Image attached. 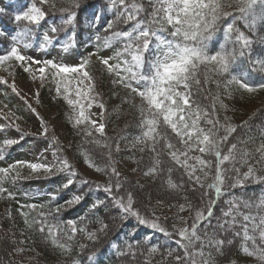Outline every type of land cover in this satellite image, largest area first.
<instances>
[{
    "label": "trees",
    "instance_id": "16d2710c",
    "mask_svg": "<svg viewBox=\"0 0 264 264\" xmlns=\"http://www.w3.org/2000/svg\"><path fill=\"white\" fill-rule=\"evenodd\" d=\"M223 2L231 4V7L224 10L233 13V16L222 18L218 22V31L209 43V54L220 51L223 45L225 50L235 53L236 62L232 65L230 74L224 75H219L207 65L201 66L199 90L195 85L192 87V99L202 110L211 114L210 118L218 120L221 126L218 134L220 137L227 134L225 128L231 125L218 112L215 102L217 90L236 88L239 84L229 81L232 76L239 79L242 74H245L246 83L252 89L261 90L260 85L264 84V67L256 63L264 60V21L259 20L264 9L259 4L255 6L257 23L255 27H250L248 21L238 18L236 0ZM33 3L47 13L44 21L49 23L48 28L43 30L38 25H28L26 21H15V16ZM133 3L142 5V10L131 21L126 19L127 12L119 0H47L44 4H40L39 0H12V3L0 9V56L7 55L12 47V37L17 36L26 26L31 28V35L22 44L33 43L41 31L53 37L56 44L74 43L78 59L81 62L85 58L89 60L86 70L93 77V92L103 105L104 124L103 134L95 131L90 124L76 125L73 119L76 113L64 98L56 96L53 89L45 86L39 91L37 100L40 106L48 112L53 111L54 118L62 124L67 143L59 141L53 132L52 122L42 118L44 126L49 130L48 134L39 137L32 133L25 134L17 144L1 151L4 162L8 165L16 150L41 138L55 150L57 161L67 159L76 174L73 175L67 169L60 170L57 163L59 169L51 176L42 178V185L40 180L14 183L11 178L7 179L3 187L12 196L0 193V264H73V261H78V264H178L175 257H183L184 249L177 243L180 240L177 231L185 227L191 228L196 211L205 213V219L200 221L198 234L203 237L205 231L214 232L217 239L225 240L220 251L214 247L205 248V259L210 260L211 264H264V259L256 252V248H264V240L259 238L258 232L249 231V235L256 237L254 246L251 240L243 239L240 227L242 217L237 216L233 225L232 217L225 216L231 207L230 202L239 203V211L242 213L257 215L255 204L264 198V166H261L264 158V149L261 148L264 145V99L248 116L233 124L236 131L229 136L227 142L221 144L223 154H227L233 143L237 144V149L236 160L226 161L222 165L226 169V175L219 194L207 187L215 178L217 161L214 154L198 152L210 162L211 166L205 170L210 172L208 176H212L213 180H201L204 184L201 188L190 181L184 168L171 159L168 155L170 150L165 147L163 140L155 146V151L147 142L134 147L132 143L142 137L139 125L143 102L123 84L113 83L117 77L99 64L105 50L115 55L127 42L115 37V32L131 31L138 21H144L147 26L153 4L150 0H125L129 8ZM73 13L75 15L72 22L65 23ZM94 16L96 21L90 20ZM227 23H233L234 29L239 32L233 31L226 36ZM52 27H56L58 31L52 33ZM170 31L169 27L168 32L164 33L168 39H171ZM240 32L251 41L248 46H243L242 42L236 40ZM154 42L156 41L152 38V43ZM241 51L243 56L240 55ZM154 57L155 52L151 49L145 54V73L148 72V62ZM3 66H9L19 74L27 72L24 70L26 67L15 59L6 61L0 68ZM205 75L207 83L204 82ZM8 91L7 85L0 82V93L12 99L14 94ZM193 108L195 109V105ZM201 126L205 129L210 127L203 120ZM161 131L162 134L167 132L176 148H181L179 138L171 129L162 125ZM87 132H91V135H87ZM89 158L102 169L97 171L91 166L97 179H91L77 170L78 165H89ZM124 158H130L132 169H122ZM156 160L161 163L156 165ZM113 167L119 173L118 178L112 173ZM153 167L157 171L146 174ZM250 167L253 173L245 178L244 173ZM67 178L72 181L71 184L66 182ZM117 179L121 184L119 189L115 187ZM169 179L177 187H170ZM110 183L113 185L111 193L104 190ZM128 193L132 194L133 208L139 213V218L131 213H124L116 203V199L121 197L126 202ZM74 196H80L81 199L66 206ZM245 202L253 206L245 207ZM94 204L97 207L93 208ZM209 207L212 210L210 217L207 215ZM40 213H44V217ZM141 219L146 222L141 223ZM42 220L45 226L43 232L40 231ZM153 222L164 227L171 235L153 228ZM48 224L56 226L59 243L71 244L70 251H64L52 243ZM73 226L77 228L74 236ZM92 232L96 234L95 239L88 237V233ZM238 232L240 235H236ZM68 237L73 238L69 240ZM229 240L232 241L231 244L227 243ZM245 244L255 254L245 253L242 248ZM153 247L157 251L151 252ZM196 247L199 248V242ZM241 255L255 259L242 262L238 260ZM180 264H187V261H181Z\"/></svg>",
    "mask_w": 264,
    "mask_h": 264
},
{
    "label": "snow or ice",
    "instance_id": "6c2138e0",
    "mask_svg": "<svg viewBox=\"0 0 264 264\" xmlns=\"http://www.w3.org/2000/svg\"><path fill=\"white\" fill-rule=\"evenodd\" d=\"M40 4L47 3V0H39ZM120 5L124 6L125 12H127L126 19L131 21L136 19V14L142 10V5L133 3L130 8L125 4V0H119ZM153 4L151 12V18L147 21L145 26L144 21H138L135 27L131 31L115 32L114 36L123 38L127 42L124 47L118 51L114 57L101 58V63L106 67L110 74H114L117 79L113 83L123 84L125 88L130 89L133 93L142 98L144 102L141 105V122L140 127L142 129L143 141L150 143L152 150L155 151V146L163 140L165 147L169 149L168 155L177 165L184 168L187 177L190 181H194L199 187L203 188L204 184L201 181V177L195 175L197 168L204 171L205 168L210 167V162L205 160L200 155H190V153L198 149L199 153L207 154L212 153L216 157V173L214 181L208 184L209 189H214L217 194L222 190V185L225 180L226 169L222 167L226 161H235L237 144L233 143L228 148L227 154L222 153L221 144L227 142L229 136L236 131L234 127H226V135L220 137V127L218 120L210 118L211 114L207 110H202L200 105L192 99L193 92L192 87L195 85L199 90L201 66L213 64L214 70L219 75L226 73L230 74L232 65L236 62L237 56L234 52H229L221 45V50L216 51L214 54H209V43L213 40L214 35L218 31V22L224 18L227 19L233 16V13L225 11L226 7H231V4H225L223 0H150ZM237 8L236 12L239 13L238 18L248 21L250 27H255L257 23V16L255 14V6L259 4L264 9V0H236ZM2 11V10H0ZM47 13L36 3H33L27 11L17 14L15 21H26L28 25H39L42 20L45 19ZM75 13L69 16V19L65 23H71ZM123 15V13L121 14ZM259 20L264 21V11L259 16ZM169 26L171 31L169 35L171 39H167L163 33L168 32ZM111 27V25L109 26ZM58 29L56 27L51 28L52 33H56ZM233 31L239 32L238 29H234L233 23H227L225 27V35H229ZM2 34V33H0ZM31 35V28L25 27L21 32L12 37L13 46L7 55L0 56V65H3L6 61L15 59L16 61L25 62L29 58L21 53L18 45L28 36ZM152 38H155L156 56L148 62V72H144L145 67V54L149 52ZM53 37L47 33L44 34L43 43L41 48L46 47L52 43ZM99 39V38H98ZM237 41L242 42L243 46H248L251 41L244 36L242 32L236 37ZM28 43H23L24 48H28ZM69 45H65L67 49ZM243 51L240 55L243 56ZM127 57V58H125ZM110 60H116V63H110ZM35 64H43L38 68L40 78L43 80L45 77L46 69L53 70L56 77H60L57 83V94L61 93V85H63V92L65 93L64 99L67 103L73 107L76 111L73 117L76 125L90 124L95 131L103 134L104 124L100 123L97 126L95 120H91L86 114L85 103L87 101V108H91L96 101V96L93 95L94 85L91 83L93 77L86 70L89 60L85 58L82 62L69 65L66 63L55 62L53 60L32 61ZM256 63L264 67V60H258ZM25 71L31 70V65L24 69ZM123 73V75H121ZM35 78V77H34ZM89 83L85 86L84 82ZM0 82L7 83L3 78H0ZM204 82L207 83V76H204ZM238 83L240 86L248 91H253L247 83H243L237 79L236 76H232L229 83ZM75 83V89H71L70 85ZM134 84L136 86H134ZM264 88V84L260 85ZM13 91H15V84H12ZM74 96V98H72ZM193 105L195 109L193 110ZM100 107H103L101 104ZM34 111V110H33ZM6 118V117H5ZM204 124L209 125L207 129L201 126V121ZM190 121V123H189ZM171 129L172 133L179 138L181 148L171 142L167 132L161 131V128ZM19 129V125H14ZM3 126L0 125V129ZM48 128L44 127L43 135L48 134ZM87 135H91V132H87ZM55 139V138H54ZM139 140V138H138ZM17 143L12 139L3 140L0 144V151L5 150L7 147ZM264 149V145L261 146ZM143 150V149H142ZM55 154V153H54ZM247 155V153H245ZM194 161L195 163H189ZM89 166L95 167L97 171L102 169L95 164V162L88 160ZM60 165V170H69L75 175V170L72 169L71 164L67 159H60L57 161ZM161 162L156 160L155 164L159 165ZM26 166L31 169L32 172L43 171L45 173H52L56 168L55 163H33L29 161H16L15 165H11L7 168H0V193H7L9 197L12 196L11 192H8L3 184L9 178L11 172L19 166ZM157 171L156 167L150 168V174ZM112 173L118 178L119 173L116 169L112 168ZM253 169L250 167L247 173H244V177L252 175ZM205 176L208 173L204 172ZM19 176L17 172L16 176L12 179L15 180ZM240 181L238 180L237 183ZM72 181L69 180L68 184ZM87 183V181H86ZM170 187L175 188L177 185L171 180H168ZM68 185L66 184L65 187ZM235 186V185H233ZM113 185L110 183L104 190L111 193ZM115 187L119 189L121 184L119 179L115 183ZM207 194V193H205ZM55 199V196H53ZM81 199L80 196H74L71 201L67 203L71 204L78 202ZM100 203V202H98ZM116 203L123 210L124 213H131L139 218V213L133 208V197L131 193L127 194V199L121 197L116 199ZM231 207L225 216L232 217V224L234 225L237 220V216L242 217V223L240 227L243 231L244 241L251 240L255 246L256 237L249 235L251 230L253 233L258 232L259 238L264 240V198L255 204L258 210L257 215L251 213L245 214L239 211V203L230 202ZM245 207H252L249 202H245ZM34 207V206H33ZM97 205H93V208ZM184 210V206H181V211ZM59 211V209H57ZM212 214L211 207L207 209V215L210 217ZM41 217H44V213H40ZM205 219L204 211H196L194 222L191 228H181L177 231L180 240L178 244L184 249V256H176L175 259L180 264L181 261H187V264H211V261L205 259V248L214 247L217 251H220L225 240L217 239L216 233L204 232L203 237L198 234L200 221ZM146 221L141 219V223ZM74 224V222H71ZM40 231L45 230L44 221H41ZM153 228H158L161 232L168 235L164 227H161L158 223L153 222L151 225ZM104 227H107L104 225ZM48 233L52 237V243L60 247L64 251L71 250V244L59 243L56 236V226L48 224ZM85 231V229H80ZM77 232L75 226L72 227L73 236ZM240 235V233H236ZM89 239H95L96 234L94 232L88 233ZM73 237H68L71 240ZM199 242V248L196 247ZM231 244L232 241H227ZM243 251L249 255L255 254L249 251V248L242 245ZM22 251V250H21ZM151 252L157 251L155 247L150 249ZM256 252L259 253L260 258L264 259V248H256ZM171 254V253H169ZM210 256L211 253H208ZM91 259V258H90ZM73 264H78V261H73Z\"/></svg>",
    "mask_w": 264,
    "mask_h": 264
},
{
    "label": "rangeland",
    "instance_id": "374dc122",
    "mask_svg": "<svg viewBox=\"0 0 264 264\" xmlns=\"http://www.w3.org/2000/svg\"><path fill=\"white\" fill-rule=\"evenodd\" d=\"M9 3H12V0H0V9L6 7ZM29 7H31V5L28 6L25 11H27ZM95 19L96 16L90 18V20L92 21H96ZM38 26L44 30L49 27V23L42 20ZM40 33L41 34L36 37V39H38L33 43H30V46L28 48H24L22 43L18 45V47H20L21 53L29 58L25 62H20V64H22L24 67H29V65H31L30 71H27L26 74H19V72H17L13 68H10L9 66H3L0 68V78H3L4 81H7V83H3L7 85V90H9L8 92L14 94V97H12V99H9L7 98L6 94L0 93V125L3 126V128L0 129V137L2 139V142L5 139H12L17 141L18 143L19 141H21L24 135L28 133L35 134L38 137L40 135H43L42 133L45 126L42 118H45L47 121L52 122V129L53 132H55L58 140L67 143L64 136V131L62 130V124H60V122L54 118L53 111L48 112L43 109L40 106L39 101L37 100L38 93L43 86L53 89L56 93V96H61L62 98H64L65 93L63 92V85H61V93L59 95L56 91L57 83L60 80V77H56L53 70L46 69L45 77L42 80L40 78L38 68L43 66V64H35L32 61L43 62L45 60H53L55 62L66 63L69 65L77 64L81 61L78 59V54H76V49L73 42L68 44H56L55 39H52L51 44L47 45L44 48H41L40 45L43 43V37L45 33L43 31H41ZM155 43L156 42L152 43L150 49L155 52L156 56L157 52L155 49ZM65 45H69L67 49L65 48ZM11 46H13V42ZM88 49L92 51L91 47H88ZM114 56V54H111V52L105 50L101 58ZM101 58L99 59V64H101L102 67L106 68L101 63ZM109 62L116 63L117 61L110 60ZM207 66L212 68V70H214L215 68L213 64H208ZM239 79L243 83H246L245 74L240 75ZM13 82L15 84V91H13L12 88ZM88 83V81H85L84 85L86 86ZM75 87V83H72L70 85L71 89H75ZM217 91L218 95L215 97V102L217 103L218 112L221 113V117L223 118V120L227 121V124L231 125L230 127H233V124L237 123V121H240L248 116V114L251 113L256 105L259 104L261 99H264V88H262L261 90L254 89L253 91H248L242 88L239 84V86L234 89L225 88V90L218 89ZM93 95L96 96L94 92ZM72 98H74V96ZM139 99L141 102H143L141 97H139ZM84 103L86 114L90 117V119L95 120L97 122V126L100 123H103V108L100 107L101 103L97 100V97L95 103H93L91 108H87V101H84ZM76 111H78V109ZM76 111H74V113H76ZM14 125H19V129H17ZM143 142V137H139V140L132 143V145L134 147H139V145ZM15 144L11 146H14ZM198 152V149H195L190 153V155L201 156V154H198ZM54 153L55 150L52 149L49 143H47L44 139H34L33 141L27 143L24 148L16 150L13 155L14 158L10 160L8 165L5 164L4 158L1 155L0 151V167L4 166L7 168L11 165H15L16 161H29L33 163H55L56 168H54L52 173H45L43 171L32 172L31 169L21 165L9 175V178H11V181L14 183L20 182L22 180H29L30 182L40 180L39 182L42 185V178L51 176L59 169V165L57 164V154ZM189 163L195 162L189 161ZM122 166V169L124 171L132 169L133 164L130 158H124L122 160ZM261 166H264V158L261 161ZM77 170L81 174L86 175L91 179H97V174L89 165H78ZM205 171V169L204 171H201L200 168H197L195 175L200 176L201 180L207 178L209 180H212V176H208L210 172L206 171L208 175L205 176ZM17 172L19 173V176L15 180H13L12 177L16 176ZM69 180L70 179L67 178L66 182H68ZM68 205L69 203L66 204V206ZM254 259L255 258L248 255H241L238 257V260L242 262H251L254 261Z\"/></svg>",
    "mask_w": 264,
    "mask_h": 264
}]
</instances>
